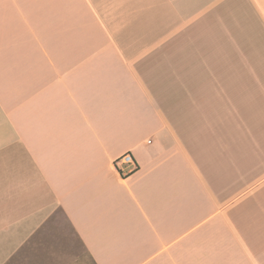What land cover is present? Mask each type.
Here are the masks:
<instances>
[{
    "label": "crops",
    "instance_id": "obj_1",
    "mask_svg": "<svg viewBox=\"0 0 264 264\" xmlns=\"http://www.w3.org/2000/svg\"><path fill=\"white\" fill-rule=\"evenodd\" d=\"M0 264H264V0H0Z\"/></svg>",
    "mask_w": 264,
    "mask_h": 264
},
{
    "label": "built area",
    "instance_id": "obj_2",
    "mask_svg": "<svg viewBox=\"0 0 264 264\" xmlns=\"http://www.w3.org/2000/svg\"><path fill=\"white\" fill-rule=\"evenodd\" d=\"M119 165H126L127 169L119 168ZM113 166L115 167L116 171L122 173L123 175H128L135 170V163L132 156L129 153H124L117 159L113 161Z\"/></svg>",
    "mask_w": 264,
    "mask_h": 264
}]
</instances>
